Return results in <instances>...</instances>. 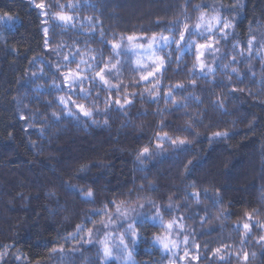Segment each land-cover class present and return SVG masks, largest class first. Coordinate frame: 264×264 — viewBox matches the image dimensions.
Here are the masks:
<instances>
[{
    "label": "trees",
    "instance_id": "16d2710c",
    "mask_svg": "<svg viewBox=\"0 0 264 264\" xmlns=\"http://www.w3.org/2000/svg\"><path fill=\"white\" fill-rule=\"evenodd\" d=\"M43 2L50 14L64 5L73 23L51 20L45 34L38 8L0 0V15L15 17L10 27L0 26V264H105L98 244L108 221L120 233L127 226L114 204H145L140 211L152 215L148 201L164 222L183 218L199 264H264V0ZM216 5L234 29L217 37L212 73L200 74L195 52L173 44L163 73L148 82L124 77L116 82L119 91L97 79L71 91L65 86L62 73L78 64H93L88 77L109 58L114 64L111 42L178 37ZM81 88L90 93L86 99ZM60 97L92 115H68ZM178 138L185 144L171 143ZM145 147L149 155L141 163ZM245 223L254 225L252 234H245ZM137 227L136 264H170L171 255L153 242L164 228L149 221Z\"/></svg>",
    "mask_w": 264,
    "mask_h": 264
},
{
    "label": "snow or ice",
    "instance_id": "6c2138e0",
    "mask_svg": "<svg viewBox=\"0 0 264 264\" xmlns=\"http://www.w3.org/2000/svg\"><path fill=\"white\" fill-rule=\"evenodd\" d=\"M35 7L38 9H41L42 15H47V12L43 11L46 7V5L44 4L43 0H41L40 3H36ZM58 7L61 8L60 12L55 13V16L58 20L62 21V22H69L73 19L72 16L66 15L62 9L65 7L64 5H58ZM67 7L70 8H75L76 5L74 4H68ZM15 19V17H13L11 14L5 12L2 15H0V25H3L5 27H10L11 26V22ZM91 19V18H88ZM200 21L204 20V14L202 13L201 16L199 17ZM212 20L215 21V24L217 26L222 25V27L219 28V31L221 33H225V30L228 28H231L233 25L231 24V22L227 21L225 18H222L220 16H213ZM205 28V31L208 33H212L213 30V25L211 23H208L207 25H202L201 23H196L193 27H190L188 24L184 25L183 30L179 31V35L178 38L176 37L175 34H173L171 37L169 36H164V35H160V36H156L155 34L149 39V43H148V49L152 51L153 55H155L156 50H163V48L165 47H170L172 44H175L177 46V50L178 51H183L184 48H187L189 51L191 50L192 46L195 44L196 49H197V63L199 65V68L201 70V72L204 71L205 67H208L205 65V63L203 62V60L201 59V57L204 55L205 51H218V49H216L214 47V43H204V44H196L195 41H192L191 39H186L187 37H191L192 35H200V36H204L205 32H201L199 31L201 29V27ZM48 29L45 28L44 32L45 34H47ZM170 31L174 32V29H170ZM101 35L103 36V33H101ZM135 39V37L133 36H128L127 40L129 42H132ZM47 40H45V44L47 45ZM216 43H218V41H216ZM252 45V40H249V47H251ZM155 46V47H154ZM111 47L113 52L118 56L120 53L117 51L120 47L121 44L118 42H111ZM142 47V45H141ZM64 59L66 61L69 60V57L65 56ZM93 61H95V57L91 58ZM179 59V58H178ZM72 62V61H70ZM80 63H86L85 61L81 60ZM118 63V62H117ZM156 67H155V71L159 72L164 68L165 65V59L163 57H156V59L153 62ZM195 67V66H194ZM94 66L93 64H87L86 69L81 70L79 64L77 65V69L73 70V69H69L67 74H63L64 77V84L65 86H67L70 91L73 90L76 86L82 85L86 80H92L95 81L97 78L98 80L102 83V85L107 86L109 88V90H111L112 88H115L117 91H119V86L118 85H110L109 80L106 78V74L111 75L113 73V71L117 70V65L111 63V58H109V61L104 63L103 67L99 68V71H95V75L92 77H88V76H84L82 75L83 71H94ZM214 71L211 67H208V72H212ZM233 71H235V69H233ZM155 72H148V74L146 76H142L141 79L144 81L149 80L150 77L154 76ZM176 88H183V85H176ZM80 95H82L83 98H87L88 95H90L89 92H85L83 88L80 89ZM171 95V93H167L166 94V98ZM60 103L64 104L65 107H67L68 102L67 100L64 99V97H60ZM69 100H71V97H69ZM75 107L77 109H79V111L86 117H90L92 115V112L90 110H87L84 105H79V104H75V101H71ZM126 103H131V101H126ZM173 103H175V101H173ZM115 104L120 105V101L116 100ZM120 107H123V105H120ZM68 115H73V113L71 112V110L69 109ZM93 123H95V121H93ZM214 136L216 137H224L227 136V132H217L214 134ZM163 138H168L171 139L169 137H167V134H165V137ZM162 138V139H163ZM179 139V138H178ZM171 143L174 145H177L178 147L181 145L185 144V140L183 139H179V142L177 143V140H171ZM149 155V148L145 147L137 156V159L140 160L141 163H143V158L145 156ZM191 163V162H189ZM93 195V193L91 191H88L86 193V196L88 198H91ZM198 195V194H197ZM114 203V202H113ZM148 205H150L152 208L155 209V212L152 215H148V213H145L143 211H140L142 209L145 208V204H138L137 207H132V208H121L119 205H115V217L117 219H120L122 221L121 226L123 227V223L126 222L127 226L124 228V231L119 235L118 237V244L115 245L116 248H119L122 252H126L127 253V259L131 260V255L132 252L131 250H129L128 244L131 243L133 246H135L137 244V242L141 239V234L138 231V223L140 224V226H143V222L144 221H153V222H158L161 227L164 228V231L166 233H168V236H160V235H155L153 237V242L154 243H158L160 244L164 250L169 251L170 250V246L171 247H178V244L176 241L172 240L170 238L171 233L176 229L179 228L181 231H183V224L179 223V220H182L183 218H173L171 220L168 221L167 224H164L163 222V216L161 214V210L159 207H157L155 205L154 202L152 201H148L147 202ZM213 203H218V201H213ZM171 205L168 206L167 210H171ZM107 214V213H105ZM248 219L251 220L252 219V214L251 213H247L246 214ZM254 225H251L249 223H245L243 225V228L245 229V234L247 235L250 232V229L253 227ZM255 226H260L259 221H257ZM105 227H107V225H105ZM83 231L82 226H77V232ZM88 234L89 236L91 235V230H88ZM177 235H179V233H177ZM75 238V236L73 237ZM260 240L264 241V236L260 237ZM188 240L187 237H185L183 243L187 244ZM220 251V249H216V252L218 253ZM104 256L106 258V260L108 258H111L113 253H112V248L110 246H108L107 244L104 245ZM187 255V253H186ZM245 259H247V254H245ZM132 264H135V262L133 261Z\"/></svg>",
    "mask_w": 264,
    "mask_h": 264
},
{
    "label": "rangeland",
    "instance_id": "374dc122",
    "mask_svg": "<svg viewBox=\"0 0 264 264\" xmlns=\"http://www.w3.org/2000/svg\"><path fill=\"white\" fill-rule=\"evenodd\" d=\"M24 1L31 3L35 7L36 0H24ZM38 10L41 14L42 10L41 9H38ZM47 10H48V8L46 6L43 11L47 12V15L41 14V16L43 18H45L46 28L48 29V31H49V24H50L51 20H54L56 23H58L60 25H66V26H69L73 23L74 19L65 23V22L58 20L56 18L55 14H50L49 13L50 11H47ZM64 13L66 15L70 16V14H68L66 12H64ZM202 13L204 14V20L200 21L198 18L197 23L199 22L202 25H207L208 23H211L213 25L212 33L206 32L205 28L202 26L199 31L205 32L204 36L192 35L191 37L186 36V39H191L192 41H195L196 44L214 43V47L216 49H218V47L216 46L217 45L216 41H218L217 37L228 36L229 33H231L234 29V23H233L232 19L224 16V14L221 12V7L219 5H216L211 12L207 11V12H202ZM202 13H200L199 17L201 16ZM213 16H220L222 18H225L227 21L231 22V24L233 26L231 28H228L225 30L226 35H225V33H221L219 31V28L222 27V25L217 26L215 24V21L212 20ZM12 24H13V21L11 22V25ZM193 28H194V26H193ZM48 31H47V33H48ZM162 35L171 37V35H166V34H162ZM158 36H160V35H158ZM150 38L151 37H135V39L132 42H129L127 40V37L119 39L118 43L121 44V47L117 51L120 54L118 56L116 55V60L114 63L117 65V70L113 71V73L111 75L106 74V78L109 80L110 85H118L116 82L122 80L124 77L130 78L131 80H135V81L148 82V81L158 77L159 75H161L163 73L165 66H166V63L164 65V68L161 71L156 72L155 71L156 65L153 62L156 59V57H163L164 58V54H165L166 50L171 48V46L173 44L170 47L163 48L162 51L156 50L155 55H153L152 51L148 49V43H149ZM201 40H203V42H201ZM141 45H142V47H141ZM174 46H175V49H177V46L175 44H174ZM185 52H190V53L195 52L196 55L198 54L195 44L192 46L190 51L187 48H184L182 53H185ZM219 52H220L219 49H218V51H215V52L205 51L204 55L201 57V59L203 60V62L205 63L206 66L211 67L213 70H215L216 63L219 59L218 58ZM165 62H166V59H165ZM52 67L57 69L58 64L54 62ZM52 67H50V68H52ZM208 67H205L204 71L201 72L199 65H197V70L200 74L207 75V74H210L213 72V71L208 72ZM81 70H83V69H81ZM148 72H155V75L150 77L149 80H147V81L142 80L141 77L146 76L148 74ZM82 75L86 76L85 71L82 72ZM97 80H98V78H97ZM64 99L69 101L67 107H65L67 111H69V109H70L71 112L73 113V115L76 112L81 113L79 111V109H77L75 107V105L71 102V101H74L73 99H71V100H69V98H67V99L64 98ZM75 104H77V103L75 102ZM148 221L150 223L160 225L158 222H153L150 220H148ZM108 223L110 224L111 227H110L109 231L105 234L103 239L98 244L100 251L102 253V258H103L104 263L106 264L108 262L115 261L117 264H132V262L134 261L133 249H132L133 245H131V243L128 244L129 250H131V252H132L131 260H128L127 259V253L122 252L119 248L115 247V245L118 244V242H119L118 237L121 234L120 233L121 231L118 230V227H120V226H117V224H118L117 222L112 223V222L108 221ZM167 223L168 222H164V224H167ZM179 223L183 224V221L179 220ZM183 226H184V224H183ZM177 233H179V235H177ZM100 234H101V229L93 237L96 238ZM250 234H252L251 230L247 235H250ZM168 235L169 234L164 231V233L162 234V237L168 236ZM185 237H187V240H188L187 244L183 243ZM170 238L177 242L178 247H171L170 246V250L166 251V250H164V248L160 244L156 243L159 247H161V249L163 250L164 253H169L171 255L170 264H199V255L191 252L192 251L191 245H193V242H192L191 238L188 235H186L185 226L183 227V231H181L179 228H176L171 233ZM88 244L89 243H87V245ZM105 244H107L108 246H110L112 248V253H113L112 257L108 258L107 260L104 256V252H103ZM186 253H187V255H186ZM135 264H136V262H135Z\"/></svg>",
    "mask_w": 264,
    "mask_h": 264
}]
</instances>
